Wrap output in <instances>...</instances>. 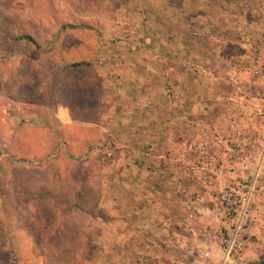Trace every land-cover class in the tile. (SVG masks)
<instances>
[{"label": "crops", "instance_id": "0c3cea01", "mask_svg": "<svg viewBox=\"0 0 264 264\" xmlns=\"http://www.w3.org/2000/svg\"><path fill=\"white\" fill-rule=\"evenodd\" d=\"M249 19L256 21V25L261 29L255 32L250 28L247 24ZM234 21L244 22L242 26L246 29L248 27V32H255L254 40L244 42L241 46L238 43L231 46L227 36ZM226 22L229 23L228 26ZM138 24L142 31L138 36L142 38V44L139 46L138 58L132 61L131 69L128 67L126 71L111 77L107 70L108 65L98 66V63L91 59L65 62L54 57L49 61L50 67L41 75L40 63L11 58L5 61L7 67L13 66L14 70L11 69L10 73H7L4 99L7 102V113L12 110L10 115H14L12 130L19 129L15 127L16 115H21L22 118V115L33 117L29 123L41 121L38 117L49 116L56 123V128L51 131L58 135L72 128L80 130L82 135H79L75 142L79 157L86 155L85 149L88 146L94 151L102 149V152V147L111 151L112 147L117 146L119 150H112L114 161L117 159V164L119 161L127 162L126 148L138 142V201L135 199L132 202L125 196L134 191L126 182L124 189L120 187L114 191L108 187L109 180L105 179L100 193L103 198L102 205L104 209L109 208L117 213L114 217L120 223H123L122 220L124 223H133L128 220L126 212L128 207L138 205L134 215H138V228L145 231L144 234L148 227L151 229V223H171L172 227L173 223H183L176 227L182 230L183 240L178 239L173 244L180 242L184 252L189 242L200 246L201 232L208 229L217 230L223 225L214 203L217 192L225 185L251 174V166L246 168L236 164L215 182L202 185L196 179L194 163L197 148L204 135H225L232 126L231 123L228 127L226 125L234 113L239 114L237 123L241 129L248 127L256 116V100L248 98L243 91L248 80L244 63L254 47L264 52V0H235L232 3H226L225 0H138ZM90 34L91 42L76 40L75 45L76 48H85L92 56L93 52L97 51L96 47L98 48L99 34ZM164 36L168 38L165 40ZM237 36L238 33L235 37ZM156 37H163L161 39L164 42L156 40ZM148 39L151 45L146 46ZM101 45L102 43L99 44ZM230 47L237 58L236 52L242 53L239 64L233 63V58L226 55ZM120 61L118 66L122 64ZM22 63V68H29L28 74L23 76L19 66ZM76 63L86 66L72 68ZM236 64L238 65L234 66ZM90 68L99 76H94V80L86 79V83L84 79L82 84L72 85L73 75L83 74ZM100 68H104L102 76L99 73ZM135 68H138V79ZM28 75L30 76L27 77ZM129 81L132 82V87L127 84ZM79 89L87 90L80 92ZM125 92L127 94L120 98L119 95ZM1 94L3 92H0ZM170 99L177 100V103H169ZM135 103L138 104V109L132 107ZM229 114L231 116L226 119ZM192 115L198 119H190ZM129 131H132L131 136L127 138ZM71 141L75 140L67 141L65 137L64 145L54 142L51 147L62 151L63 148H68ZM41 146L50 147L45 141ZM146 150L147 156L144 155ZM149 153H154L159 160L149 157ZM191 156L194 160L190 159ZM147 158L152 159L153 164H148ZM161 160L163 162L160 167H153L154 163L161 164ZM179 160L187 163L186 168H182L180 172ZM136 164L137 162L133 163ZM119 173L120 175L116 172V177L111 175L110 178L114 179L112 181L118 182L123 178L128 180L125 172L120 170ZM144 175L155 176V182L152 181V184L148 185ZM162 179H166L172 190L171 198L167 193V198L163 199L164 204L158 202L165 194L164 190L157 188V181ZM190 183L196 187L187 186L188 189H196V194L189 193L183 186ZM262 186L256 196L257 200L255 199L252 241L244 254L248 264L252 263L253 259L264 258V176ZM183 197L186 198L182 204L183 213L192 199L200 206V214L205 217L199 223H190L193 222L190 220H186V223L184 219L179 222L173 217L176 212L174 202ZM204 203L208 204L206 208ZM109 209L108 216H111ZM219 257V253H214L217 262ZM168 259V263H171L172 259Z\"/></svg>", "mask_w": 264, "mask_h": 264}, {"label": "rangeland", "instance_id": "374dc122", "mask_svg": "<svg viewBox=\"0 0 264 264\" xmlns=\"http://www.w3.org/2000/svg\"><path fill=\"white\" fill-rule=\"evenodd\" d=\"M225 1L232 3L235 0ZM243 23L234 21L229 25L231 29L227 38L230 45H242L254 40L255 32L261 29L253 19H249L247 24L255 32H248V27L246 29L242 26ZM228 24L226 22V26ZM92 32L99 34V42L97 51L90 56L85 48H76L75 41L91 42ZM141 32L138 24V0H0V92H3L0 95L3 97H0V264L219 263L214 258L216 251L210 261L194 254L201 248V244L198 247V244L189 242L184 252L180 242L173 244L178 239L183 240L182 230L176 228L183 223H173L175 228L171 223H151V229L148 227L144 234L145 231L138 228V215H134L138 205L128 207L126 212L128 220L133 223H124L123 220L120 223L114 217L117 213L109 208L112 213L108 216V209H104L100 194L105 179L109 180L108 187L114 191L120 187L124 189L126 182L134 191L125 196L132 202L135 199L138 201V142L126 148L128 161H119L117 164L118 161H114L112 154L113 149L119 150L117 146L112 147L111 151L102 147L103 152L102 149L94 151L88 146L85 149L86 155L79 157L75 142L82 132L72 128L56 135L51 131L56 123L49 116L38 117L41 121L29 123L33 117L22 115V118L21 115H16L15 127L19 129L12 130L14 115H10L12 110L7 113L4 90L7 73L14 70V67H7L5 61L11 58L33 60L40 63L39 73L42 75L50 67L49 61L54 57L65 62L91 59L98 66L108 65L110 76L115 77L126 71L132 61L138 58L139 46L142 44V38L138 36ZM236 33L238 39L235 37ZM20 37H29L34 45L27 41H17ZM161 38L163 37H156V40L164 42ZM164 38L166 40L168 37ZM145 44L151 45L150 40ZM236 53L238 58L232 53L231 47L226 51V55L233 58V63L238 62L242 55L241 52ZM119 60L122 64L118 66ZM19 66L21 76L27 75L28 66L22 68L24 63ZM103 69L100 68V76L104 75ZM240 70L242 72L241 68ZM134 71L137 72L138 79V68ZM94 76L99 75L94 74L90 68L83 74L73 75L71 83L82 84L84 79L86 83V79L94 80ZM131 83L129 81L127 84ZM79 90L81 92L87 89ZM126 94H120L119 97ZM135 96L138 99V94ZM173 102L177 103V100L170 99L169 103L175 105ZM132 107L138 109V104L135 103ZM143 107L146 108L144 104ZM230 116L231 114L226 116V119ZM193 118L198 119L190 116V119ZM136 120L138 121V115ZM131 132L127 133V138L131 136ZM65 137L67 141H75H71L72 144L70 142L68 148H63L62 151L51 147L54 142L64 145ZM44 141L50 147H42ZM8 153L15 157L14 161L8 159ZM147 154L148 150L144 152V155ZM153 154L149 153V157H155ZM190 159L194 160L192 156ZM153 162L147 158L148 164ZM160 162L161 164L154 163L153 167H160L163 161ZM105 166L109 168L104 169ZM120 170L126 173L128 180L123 178L118 182L112 181L114 179L110 178L111 175L116 177V172L120 175ZM154 178L152 175H144L148 185L155 182ZM157 182V188L165 191L158 202L164 204L163 199L167 198V193L171 198L172 190L166 179ZM183 186L191 194L197 191L188 189L196 187L192 183ZM185 199L183 197L174 202L176 212L173 217L176 221H189L186 209L184 213L182 211ZM207 205L203 204L205 208ZM204 217L200 214L197 220L190 223H199ZM168 258L172 259L171 263H168ZM242 263L248 264L244 258ZM250 264H264V258L253 259Z\"/></svg>", "mask_w": 264, "mask_h": 264}, {"label": "built area", "instance_id": "2783aa9c", "mask_svg": "<svg viewBox=\"0 0 264 264\" xmlns=\"http://www.w3.org/2000/svg\"><path fill=\"white\" fill-rule=\"evenodd\" d=\"M244 66L248 80L243 91L248 98L256 100V116L248 127L241 129L237 123L239 114L234 113L227 122V127L230 123L232 126L225 135H204L197 148L194 163L196 179L202 184L215 182L236 164L246 168L251 166V174L225 185L216 194L214 203L223 223L221 228L208 229L199 235L202 246L195 254L210 261L216 251L220 256L218 264H243L246 248L252 241L255 199L263 188L264 52L254 47ZM186 165L185 161L178 162V172ZM200 213V206L195 200H190L186 205L187 219L195 221Z\"/></svg>", "mask_w": 264, "mask_h": 264}, {"label": "trees", "instance_id": "16d2710c", "mask_svg": "<svg viewBox=\"0 0 264 264\" xmlns=\"http://www.w3.org/2000/svg\"><path fill=\"white\" fill-rule=\"evenodd\" d=\"M70 28H73V27H70ZM16 40L17 41H27L28 43H31L32 45H34L32 40L29 37H20V38H17ZM80 66H86V65L85 64H81V63H78V64L76 63V64H73L71 67L72 68H77V67H80ZM7 157L11 161H14V159H15V157L10 155L9 153L7 154Z\"/></svg>", "mask_w": 264, "mask_h": 264}]
</instances>
